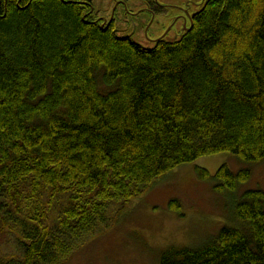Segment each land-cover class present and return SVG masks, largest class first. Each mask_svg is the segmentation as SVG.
Here are the masks:
<instances>
[{"label": "trees", "instance_id": "trees-1", "mask_svg": "<svg viewBox=\"0 0 264 264\" xmlns=\"http://www.w3.org/2000/svg\"><path fill=\"white\" fill-rule=\"evenodd\" d=\"M92 9L0 0V264H64L204 155L264 161V0H204L179 38L152 46ZM251 175L223 164L214 187L234 192ZM236 215L160 264H264V189L244 190Z\"/></svg>", "mask_w": 264, "mask_h": 264}, {"label": "rangeland", "instance_id": "rangeland-1", "mask_svg": "<svg viewBox=\"0 0 264 264\" xmlns=\"http://www.w3.org/2000/svg\"><path fill=\"white\" fill-rule=\"evenodd\" d=\"M88 1L98 20L114 17L119 35L152 46L162 37L179 38L204 0H154L155 7L144 0ZM223 164L234 172L249 168L252 175L237 191H217L215 176ZM255 188L264 189V161L246 162L226 151L204 155L157 179L64 264H160L170 246L199 247L223 227L239 225L236 204L244 190Z\"/></svg>", "mask_w": 264, "mask_h": 264}, {"label": "flooded vegetation", "instance_id": "flooded-vegetation-1", "mask_svg": "<svg viewBox=\"0 0 264 264\" xmlns=\"http://www.w3.org/2000/svg\"><path fill=\"white\" fill-rule=\"evenodd\" d=\"M113 12H115V9L113 10ZM111 21H114V17L112 18H110V20L108 21V22H106V21H104V24H106V25H108ZM187 28V27H186ZM185 28V29H186Z\"/></svg>", "mask_w": 264, "mask_h": 264}]
</instances>
